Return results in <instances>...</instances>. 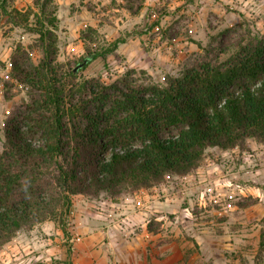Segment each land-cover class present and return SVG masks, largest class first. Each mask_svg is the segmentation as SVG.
<instances>
[{"label": "trees", "instance_id": "trees-1", "mask_svg": "<svg viewBox=\"0 0 264 264\" xmlns=\"http://www.w3.org/2000/svg\"><path fill=\"white\" fill-rule=\"evenodd\" d=\"M57 12L55 0H35L25 11L14 0H0V31L6 18L36 36L42 52L35 64L19 43L10 58V75L29 101L3 121L0 252L19 232L47 221L67 234L76 196L113 199L150 191L194 174L209 149L244 150L249 140L264 146V36L229 63L197 61L165 85L138 83L131 71L111 84L96 78L74 83L125 39L93 49L89 41L97 31L89 28L82 35L84 55L66 67L58 61Z\"/></svg>", "mask_w": 264, "mask_h": 264}, {"label": "rangeland", "instance_id": "rangeland-1", "mask_svg": "<svg viewBox=\"0 0 264 264\" xmlns=\"http://www.w3.org/2000/svg\"><path fill=\"white\" fill-rule=\"evenodd\" d=\"M141 3L134 0L135 7ZM6 21L2 18L0 51L11 48V58L16 45L21 43L37 64L42 52L36 46V36ZM135 32L146 36L144 53L136 54V61L127 60L124 54L105 61L99 59L81 71L74 83L96 78L111 84L131 71L138 83L165 85L168 77L179 76L197 61L229 63L252 39L264 36V0H183L173 7L170 3H158L144 13ZM107 45L104 34L99 32L89 41L93 49ZM59 48L58 61L66 67L76 66L80 57L67 55L63 39ZM3 70L0 67L1 73ZM9 84L10 100L6 98L7 86L0 92V150L4 144L5 117L14 106L29 101L25 87ZM176 132L173 130L172 134ZM148 192L165 208L143 217L147 226L152 225L158 233L166 232L176 240L182 250L173 256L178 264H264V250H260L264 232V146L249 140L244 150L209 149L194 174L169 178L161 187ZM110 198L103 195L92 201L99 206L102 200ZM250 199L255 204L238 207ZM88 204L85 200L87 209L96 214L97 209ZM108 207L105 204L106 211L111 212ZM73 210L76 215L77 208ZM73 218L74 215L71 224ZM96 220L115 229L109 221L99 217Z\"/></svg>", "mask_w": 264, "mask_h": 264}, {"label": "crops", "instance_id": "crops-1", "mask_svg": "<svg viewBox=\"0 0 264 264\" xmlns=\"http://www.w3.org/2000/svg\"><path fill=\"white\" fill-rule=\"evenodd\" d=\"M34 1L14 0V5L25 11L33 8ZM141 1L139 7H135L134 0H55L59 45L63 39L68 56H83L85 44L82 35L92 28L104 34L108 43L125 39L116 53L109 57L124 54L127 60L136 61V54L144 53L145 33L135 32L144 13L158 3H170L173 7L183 0ZM11 50L0 51V67L4 68L0 76L8 71ZM85 200L96 208L94 201L84 196L74 197L77 212L67 234L51 221L36 225L30 231H21L0 252L2 264H178L173 256L182 250L176 245V240L166 232L150 233L143 217L146 213L165 208L158 205L155 195L142 190L130 197L100 202L107 204L108 211L123 221L122 230L102 226L96 220L98 212L95 214L94 210H88Z\"/></svg>", "mask_w": 264, "mask_h": 264}, {"label": "built area", "instance_id": "built-area-1", "mask_svg": "<svg viewBox=\"0 0 264 264\" xmlns=\"http://www.w3.org/2000/svg\"><path fill=\"white\" fill-rule=\"evenodd\" d=\"M10 71H11V64L9 65L7 73H5L2 76V79L0 80V92L1 93L5 90L6 83L13 82L14 84L17 85V83L11 77ZM104 206L105 204L103 203H100L99 206H96L99 218L109 221L115 229H121L123 226V221L120 218H116L113 213L107 212ZM73 215H74V210L71 211V217H73ZM2 262L3 260L0 258V264H2Z\"/></svg>", "mask_w": 264, "mask_h": 264}, {"label": "water", "instance_id": "water-1", "mask_svg": "<svg viewBox=\"0 0 264 264\" xmlns=\"http://www.w3.org/2000/svg\"><path fill=\"white\" fill-rule=\"evenodd\" d=\"M86 64V62L79 64L74 70L75 72H77L78 70H80L84 65Z\"/></svg>", "mask_w": 264, "mask_h": 264}]
</instances>
